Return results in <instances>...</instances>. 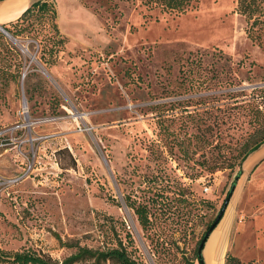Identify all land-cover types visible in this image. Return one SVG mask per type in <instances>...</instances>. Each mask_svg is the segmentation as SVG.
I'll list each match as a JSON object with an SVG mask.
<instances>
[{
    "label": "rangeland",
    "instance_id": "rangeland-1",
    "mask_svg": "<svg viewBox=\"0 0 264 264\" xmlns=\"http://www.w3.org/2000/svg\"><path fill=\"white\" fill-rule=\"evenodd\" d=\"M26 1L12 20L36 0ZM48 1L62 43L48 16L0 25V250L61 261L69 245L120 242L140 264H200L198 241L262 137L264 47L246 37L236 0H197L184 14L139 0ZM201 28L216 40H190ZM261 190L256 210L264 177ZM145 204L142 230L131 207ZM220 227L203 264L225 253L264 264L225 251Z\"/></svg>",
    "mask_w": 264,
    "mask_h": 264
},
{
    "label": "trees",
    "instance_id": "trees-1",
    "mask_svg": "<svg viewBox=\"0 0 264 264\" xmlns=\"http://www.w3.org/2000/svg\"><path fill=\"white\" fill-rule=\"evenodd\" d=\"M140 4L145 7L146 10L159 9L161 12H174L175 14H184L189 7L195 9L191 3L197 2V0H139ZM235 11L237 14L244 18L246 23L244 32L246 37L258 47H264V0H236ZM27 15H36L40 17L48 16L50 20H53V28L55 31V38L53 45L62 43V38L58 34L56 24L54 22L56 18V10L52 2L48 0H36L30 3V5L16 18L14 22L7 25H11L21 21ZM5 26L6 25H2ZM8 32L9 30L5 28ZM263 33V34H262ZM40 33L39 30L33 29V36L36 37ZM263 35V36H262ZM53 39V37H52ZM260 112L259 110H257ZM262 130V137L258 143H255L250 149L246 150L242 156V160L252 151L257 149L260 145L264 143V125ZM241 160V162H242ZM240 162V163H241ZM151 204L153 207L158 205L163 207L164 214H179L177 208L173 206H168L169 204L162 202V200H152ZM136 220L142 230L149 229L152 226L150 222V209L145 205H136L131 207ZM222 217V216H221ZM220 220V219H219ZM213 222V221H212ZM211 222V223H212ZM209 223L206 226V230L209 228ZM205 230V231H206ZM205 233V232H204ZM127 239L130 241L129 234H126ZM203 236V235H202ZM202 238V237H201ZM198 241V245L201 241ZM118 247H107L104 249H91L87 247L80 246H68L73 247L74 251L68 256L64 257L61 261L52 259L47 254H36L31 251H21L6 253L0 250V259H4L10 264H77L80 262H90V264H140L134 258H132L126 250V247L122 246L119 242ZM198 248V246H197ZM197 258V249H196ZM198 260V258H197ZM239 263V260L228 253L224 255L223 264Z\"/></svg>",
    "mask_w": 264,
    "mask_h": 264
},
{
    "label": "crops",
    "instance_id": "crops-1",
    "mask_svg": "<svg viewBox=\"0 0 264 264\" xmlns=\"http://www.w3.org/2000/svg\"><path fill=\"white\" fill-rule=\"evenodd\" d=\"M17 1L18 0H0V25H7L14 22L20 15L19 14L13 20V17L10 18L13 16L14 12L17 14L18 10L21 8L20 5H18L20 2ZM19 1H21V6L23 7L28 4L26 0ZM8 13L11 14L8 15ZM201 15L202 13L194 18L196 19ZM197 21L199 22V20ZM217 27L221 29V26L218 25ZM199 32H201L200 35L193 34V37L189 35L190 40L197 43H206L216 40L211 37L209 31L206 32L205 28L199 29ZM263 145L264 143L257 149ZM254 151L249 153L239 166L240 176L223 215L216 224L217 226L220 223L221 227L217 228V234L213 237L214 239L219 235L223 237L227 236L225 251L228 250L240 258L264 255V206L256 210L257 206L254 201L262 191L264 154L260 157L252 158L251 155ZM245 217H252L253 219L246 221ZM253 253L256 255L253 256Z\"/></svg>",
    "mask_w": 264,
    "mask_h": 264
},
{
    "label": "water",
    "instance_id": "water-1",
    "mask_svg": "<svg viewBox=\"0 0 264 264\" xmlns=\"http://www.w3.org/2000/svg\"><path fill=\"white\" fill-rule=\"evenodd\" d=\"M0 30L2 32H5V30L3 29L2 26H0ZM239 178V175L237 176V180ZM234 188H235V184L233 183L231 185V187L229 188L228 190V193L226 195V197L224 198V201L221 205V208L219 210V212L217 213L216 217L214 218L213 222L210 224L209 228L205 231V233L203 234L202 238H201V241L198 245V248H197V258H198V261L200 262V264H203L202 263V260H201V250H202V247H203V244L205 242V240L207 239L208 235L210 234V232L213 230V228L216 226L217 222L219 221V219L221 218V216L223 215V212L232 196V193L234 191Z\"/></svg>",
    "mask_w": 264,
    "mask_h": 264
},
{
    "label": "built area",
    "instance_id": "built-area-1",
    "mask_svg": "<svg viewBox=\"0 0 264 264\" xmlns=\"http://www.w3.org/2000/svg\"><path fill=\"white\" fill-rule=\"evenodd\" d=\"M205 193H207L208 191H209V187H203V189H202Z\"/></svg>",
    "mask_w": 264,
    "mask_h": 264
}]
</instances>
